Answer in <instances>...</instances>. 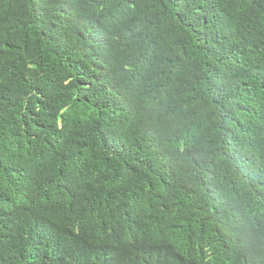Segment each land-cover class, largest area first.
<instances>
[{"label": "trees", "instance_id": "1", "mask_svg": "<svg viewBox=\"0 0 264 264\" xmlns=\"http://www.w3.org/2000/svg\"><path fill=\"white\" fill-rule=\"evenodd\" d=\"M0 264H264V0H0Z\"/></svg>", "mask_w": 264, "mask_h": 264}]
</instances>
